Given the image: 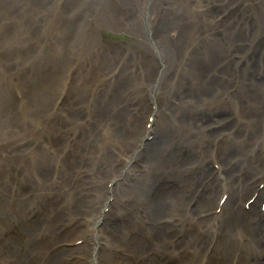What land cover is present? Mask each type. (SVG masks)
<instances>
[{"label":"bare ground","instance_id":"obj_1","mask_svg":"<svg viewBox=\"0 0 264 264\" xmlns=\"http://www.w3.org/2000/svg\"><path fill=\"white\" fill-rule=\"evenodd\" d=\"M78 1L0 0V264H99L68 215L115 150L113 264H264V0Z\"/></svg>","mask_w":264,"mask_h":264},{"label":"rangeland","instance_id":"obj_2","mask_svg":"<svg viewBox=\"0 0 264 264\" xmlns=\"http://www.w3.org/2000/svg\"><path fill=\"white\" fill-rule=\"evenodd\" d=\"M78 3L79 4H76V7L78 8L80 14L83 17H103V15L105 16L107 14V12H105V9H107V7H110V5L108 4L110 3V0H107L102 5H100V2H98V0H84L82 2L79 0ZM181 4L182 2L178 1V5ZM105 31H107V34L110 36L120 34H124V36L128 35V33L119 31L116 32L117 34H114V31L108 29H106ZM126 39L129 40V38ZM118 152L119 150H115V159H113V161H110V165L108 164L107 169H105L103 172H101L100 174L99 172L98 174H95L94 172L89 173L90 178L88 180L86 179L85 183L81 186V189L83 191V198L81 199L79 206H74L77 210L75 211L74 209L73 211V209H71V212L68 215L72 221L68 226V223L64 225L67 226V228H76V236L81 235L82 238L85 239V242H81L80 246H84L85 248L86 245H90L96 248L97 252L94 250H90L91 254L87 256V259L89 261H92L94 259V256L97 254L99 264H113L114 258L112 249H110L111 246L107 241L106 237H111L112 239H118L122 242H125L123 238L125 235L124 233H126V224L128 220L132 218V199H129L127 202H124V197L123 200L122 198L121 200H118L115 194V197L113 199H109L111 194H109L108 196V188L110 189L114 186L116 187L122 182L120 170L118 169ZM107 175H115L116 178L114 179L116 181H111L109 182L110 184L107 185ZM153 185L154 183L152 184L151 188H153ZM128 202H130L131 204H129ZM105 207H107L106 210H104ZM74 216H76V218H73ZM97 225H103L102 232L104 233V237L101 238L100 242H98L99 244H96L97 241L91 240V235L89 234V229H92V227ZM74 238L75 235H72L71 239ZM127 240L129 241L130 238L127 237ZM23 244H25L24 241ZM22 249H24V247H22ZM79 251L84 253V250L82 248H79ZM69 258L70 257L67 256V259ZM131 259L134 260V258ZM215 260L216 264L221 263V257H219L218 254L215 255ZM26 264L35 263H33L32 260H28Z\"/></svg>","mask_w":264,"mask_h":264}]
</instances>
